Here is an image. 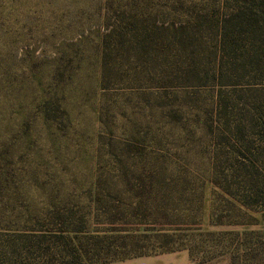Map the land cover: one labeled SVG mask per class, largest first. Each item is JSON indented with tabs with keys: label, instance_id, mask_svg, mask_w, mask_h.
Listing matches in <instances>:
<instances>
[{
	"label": "rangeland",
	"instance_id": "1",
	"mask_svg": "<svg viewBox=\"0 0 264 264\" xmlns=\"http://www.w3.org/2000/svg\"><path fill=\"white\" fill-rule=\"evenodd\" d=\"M235 1L0 0V228L11 232L25 222L27 228L57 231L43 219L45 203L67 191L76 196L74 188L92 182L91 169L121 163L166 177L155 183L157 199L170 206V219L160 221L186 229V246L98 264H264L263 255L244 260L203 233L264 231V204L229 207L212 183L214 169L238 164L233 151L240 141L255 150L264 168V131L249 130L258 117L255 108L264 121V34L237 36V54L245 58L226 65L225 54L216 74L218 26ZM118 27L124 37L146 36L159 46L180 37L185 43L180 51L161 44L147 63L119 51L102 87V38L107 28ZM179 58L184 64L173 65ZM179 75L189 78L175 81ZM41 92L68 110L62 129L40 119L21 126L25 105L30 109ZM218 95L230 101L232 129L224 137L217 135ZM221 149L230 151L227 161ZM51 240L48 249L28 258L17 255L25 259L19 264L70 261L71 247Z\"/></svg>",
	"mask_w": 264,
	"mask_h": 264
},
{
	"label": "trees",
	"instance_id": "2",
	"mask_svg": "<svg viewBox=\"0 0 264 264\" xmlns=\"http://www.w3.org/2000/svg\"><path fill=\"white\" fill-rule=\"evenodd\" d=\"M123 24L126 28L129 25V23ZM263 27L264 0H236L232 10L224 15L218 26L220 35L217 51L221 55V64L216 74L223 70L225 54L228 59L226 65L238 61V57L245 58L243 52L242 55L237 54V49L240 47L236 39L242 34L261 36L264 34ZM178 28L180 33L184 34L185 29L180 25ZM158 43L156 40H149L146 36L124 37L119 27L114 30L107 28L102 38L101 86H104L103 83L108 78L112 60L120 55L117 56L119 51L133 52L140 63H147L149 61L144 59L160 52L158 47L161 44L180 51L185 39L182 37L166 39L160 42V46L157 45ZM114 51L116 53L112 54ZM180 64H184L181 58L173 63V65ZM177 68L172 69L176 72ZM145 69L142 68V71ZM178 73L184 74L180 71ZM54 77L55 72L52 73V78ZM188 78L189 76L179 75L175 77V81ZM255 109L258 117L251 128L249 127L253 135L264 131V121L261 119L260 111L258 108ZM229 111L230 101L218 95L215 103L218 136L224 137V134H228L227 131L232 129L227 119ZM68 113L60 99L53 102L41 92L30 109L28 104L25 105V118L21 126L29 124L28 128H30V124L40 119L42 123H53L62 129L60 126L63 125L65 118H68ZM237 133L241 132L238 130ZM244 142L246 141L238 142L237 149H233L238 164L231 163L229 166L212 171L213 178H216L212 183L221 190L223 201L227 202L229 207L234 206V202L245 208L264 204V168L258 162L257 156L253 157L256 155L255 150ZM224 143L220 145L221 148H224ZM224 150L221 149V155L224 161H227L225 158L230 151ZM155 171L138 166L129 168L121 163H114L111 167L91 169L89 179L92 178V182L74 188L76 196L65 195L67 191L64 196L45 203L43 219L56 225L57 231L51 230L49 234L27 228L25 222L23 228L11 232L0 228V264H19V261L25 259L23 257L17 259V255L28 258L29 253L39 252L42 246H47L48 249L52 237L60 240L62 245L71 247V260L63 264H98L185 247L183 235L186 229L181 226L176 229L166 228L160 221L162 218L170 219V214L165 211L170 206L157 199L156 194L159 190L155 187L156 180H164L166 177ZM80 176L86 177L82 173ZM215 209L216 207H213V210ZM30 219L35 222V218ZM203 233L211 243L217 241V247L241 253L240 257L244 260L249 258L257 260L261 255L264 257V231L247 228L238 231L210 229ZM24 264L30 263L27 261Z\"/></svg>",
	"mask_w": 264,
	"mask_h": 264
}]
</instances>
